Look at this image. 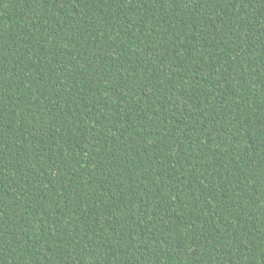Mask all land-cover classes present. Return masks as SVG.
Wrapping results in <instances>:
<instances>
[{
    "label": "trees",
    "instance_id": "obj_1",
    "mask_svg": "<svg viewBox=\"0 0 264 264\" xmlns=\"http://www.w3.org/2000/svg\"><path fill=\"white\" fill-rule=\"evenodd\" d=\"M0 264H264V0H0Z\"/></svg>",
    "mask_w": 264,
    "mask_h": 264
}]
</instances>
